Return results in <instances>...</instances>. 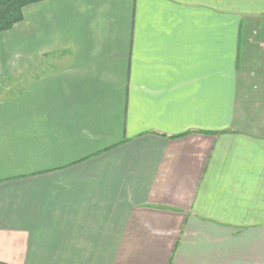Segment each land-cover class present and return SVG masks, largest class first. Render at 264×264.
<instances>
[{
	"label": "crops",
	"instance_id": "1",
	"mask_svg": "<svg viewBox=\"0 0 264 264\" xmlns=\"http://www.w3.org/2000/svg\"><path fill=\"white\" fill-rule=\"evenodd\" d=\"M25 9L0 32V264H264V0Z\"/></svg>",
	"mask_w": 264,
	"mask_h": 264
},
{
	"label": "trees",
	"instance_id": "2",
	"mask_svg": "<svg viewBox=\"0 0 264 264\" xmlns=\"http://www.w3.org/2000/svg\"><path fill=\"white\" fill-rule=\"evenodd\" d=\"M43 0H0V32L11 29L22 18L24 6Z\"/></svg>",
	"mask_w": 264,
	"mask_h": 264
},
{
	"label": "rangeland",
	"instance_id": "3",
	"mask_svg": "<svg viewBox=\"0 0 264 264\" xmlns=\"http://www.w3.org/2000/svg\"><path fill=\"white\" fill-rule=\"evenodd\" d=\"M44 1V0H43ZM41 2V1H40ZM36 3H39V2H36ZM33 4H35V3H33ZM29 5H31V4H29ZM29 5H26V6H24L23 7V9H22V14H23V10H25L26 11V7H28ZM22 20H23V18H22ZM17 24V23H16ZM15 25V24H14ZM19 56H17L15 53H10L9 54V56L7 57V59H6V62H13V61H16L17 60V58H18ZM247 73H250L251 71H246ZM249 121H251V120H249Z\"/></svg>",
	"mask_w": 264,
	"mask_h": 264
}]
</instances>
